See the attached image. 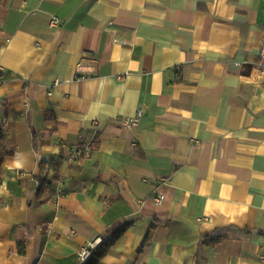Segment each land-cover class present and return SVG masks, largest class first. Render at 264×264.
<instances>
[{
    "label": "crops",
    "instance_id": "obj_1",
    "mask_svg": "<svg viewBox=\"0 0 264 264\" xmlns=\"http://www.w3.org/2000/svg\"><path fill=\"white\" fill-rule=\"evenodd\" d=\"M263 46L264 0H0V264H261Z\"/></svg>",
    "mask_w": 264,
    "mask_h": 264
},
{
    "label": "built area",
    "instance_id": "obj_2",
    "mask_svg": "<svg viewBox=\"0 0 264 264\" xmlns=\"http://www.w3.org/2000/svg\"><path fill=\"white\" fill-rule=\"evenodd\" d=\"M60 25V22L58 20H53L51 22V26L53 27H57ZM260 57L262 58V60H264V46L260 51ZM4 74H5V69L3 67H0V81L4 80ZM48 95L51 96V92H48ZM142 116V112L138 111L136 116L134 117H127V118H123L121 120L122 125L126 128H135L139 125V121L140 118ZM88 146H78L75 147L71 150V154L69 155V157L67 158V162L68 163H75L78 160H80L83 156H85L88 152ZM41 187V184L39 182L35 183V189L38 190ZM154 202L159 205L163 202L164 197L163 196H156L153 198ZM100 242V240H97L96 244L98 245V243ZM96 244H93L91 246H89V248H83L79 253H78V259L80 261V263H85L88 261L89 257H90V250L92 249ZM260 263L264 264V255L260 256L259 258Z\"/></svg>",
    "mask_w": 264,
    "mask_h": 264
},
{
    "label": "trees",
    "instance_id": "obj_3",
    "mask_svg": "<svg viewBox=\"0 0 264 264\" xmlns=\"http://www.w3.org/2000/svg\"><path fill=\"white\" fill-rule=\"evenodd\" d=\"M34 148L37 149L36 141H34ZM3 159V154L0 153V165ZM130 226L128 223L123 224H117V226L108 232V237L106 241L102 242L98 246H96L94 249L90 251V257L87 262L84 264H100L101 260L107 255L111 247L113 246L115 240L122 234V232ZM229 228H220L213 232L212 235L205 236L203 238L202 244L212 246L216 243H219L223 239L227 238V230ZM20 252L23 254L24 249H20Z\"/></svg>",
    "mask_w": 264,
    "mask_h": 264
}]
</instances>
